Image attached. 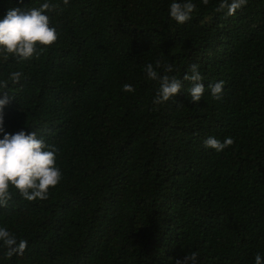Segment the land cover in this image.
Here are the masks:
<instances>
[{
  "label": "trees",
  "instance_id": "16d2710c",
  "mask_svg": "<svg viewBox=\"0 0 264 264\" xmlns=\"http://www.w3.org/2000/svg\"><path fill=\"white\" fill-rule=\"evenodd\" d=\"M41 2L0 0V16ZM49 2L57 40L29 60L0 54V91L11 96L6 131L43 138L62 175L44 200L10 189L0 227L27 244L11 257L0 247V264H176L192 253L198 264H254L264 255V0L232 15L220 0H192L182 25L171 0ZM157 60L181 80L198 65L201 100L182 80L154 104L159 84L144 68ZM209 136L233 144L216 152Z\"/></svg>",
  "mask_w": 264,
  "mask_h": 264
},
{
  "label": "clouds",
  "instance_id": "9594fccd",
  "mask_svg": "<svg viewBox=\"0 0 264 264\" xmlns=\"http://www.w3.org/2000/svg\"><path fill=\"white\" fill-rule=\"evenodd\" d=\"M207 3V0H204ZM67 3V0H64ZM246 0H220L219 8L226 9L232 15L240 9ZM55 5L49 0H43L38 7L8 8L0 16V54L11 56L18 61L31 59L38 51H43L41 46H49L58 38L57 28L50 23L49 13ZM195 9L192 0H171L168 6V16L178 25L190 20ZM173 71L169 64H161L157 60L155 66L146 64L144 72L146 78L157 81L158 90L153 98L154 104H161L172 99L184 85L183 81L190 83L187 93L190 101L197 103L201 100L205 86L198 65L192 64L182 80L175 76L162 74ZM20 72L10 75L12 83L19 81ZM213 98L219 99L223 89V81H218L208 86ZM123 91L132 92L130 84L123 85ZM11 96L0 91V207L5 206L9 199L10 189H15L27 201L44 200L48 197L50 187H55L61 180V171L56 166V149L46 145L43 138L35 132L19 130L9 133L4 127V108L10 103ZM204 146L221 152L233 144L230 137L223 141L209 136L204 141ZM27 242L18 240L7 228L0 227V247L6 250V255H22ZM176 264H198L196 253L185 255L177 260ZM254 264H264V255L257 253Z\"/></svg>",
  "mask_w": 264,
  "mask_h": 264
}]
</instances>
